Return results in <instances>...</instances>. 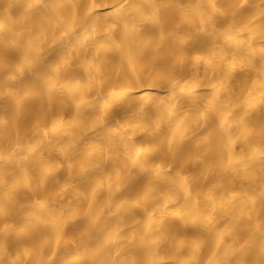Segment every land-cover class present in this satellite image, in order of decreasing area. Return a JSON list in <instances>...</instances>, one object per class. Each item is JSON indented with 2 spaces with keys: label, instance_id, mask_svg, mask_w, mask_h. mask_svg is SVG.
Here are the masks:
<instances>
[{
  "label": "bare ground",
  "instance_id": "1",
  "mask_svg": "<svg viewBox=\"0 0 264 264\" xmlns=\"http://www.w3.org/2000/svg\"><path fill=\"white\" fill-rule=\"evenodd\" d=\"M0 264H264V0H0Z\"/></svg>",
  "mask_w": 264,
  "mask_h": 264
}]
</instances>
